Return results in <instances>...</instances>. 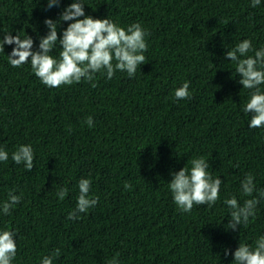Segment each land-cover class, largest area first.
Segmentation results:
<instances>
[{
  "label": "trees",
  "instance_id": "trees-1",
  "mask_svg": "<svg viewBox=\"0 0 264 264\" xmlns=\"http://www.w3.org/2000/svg\"><path fill=\"white\" fill-rule=\"evenodd\" d=\"M71 2L49 9L46 0H0V39L5 32L27 34L36 50L48 31L44 19L56 20ZM83 3L93 18L121 27L139 22L148 33L146 63L132 78L96 73L95 87L81 81L49 88L30 63L13 68L7 54L14 45H4L0 148L9 159L0 162V230L15 233L13 264H40L56 248L53 264H107L113 257L119 264H235L238 243L254 245L264 235V199L240 231L227 229L224 200L251 198L241 192L247 173L264 189V127H248L250 114L242 109L249 90L225 53L243 39L264 48V0L256 8L251 0ZM67 23L59 24L58 37ZM60 51L57 46L53 55ZM184 81L191 97L177 100L174 90ZM88 116L91 128L84 123ZM20 144L33 148L30 172L11 160ZM201 156L222 180L219 199L183 213L169 190L170 173ZM81 178L91 180L90 195L99 201L70 220ZM61 187L68 189L62 201L56 195ZM9 190L21 200L6 216L2 202Z\"/></svg>",
  "mask_w": 264,
  "mask_h": 264
},
{
  "label": "clouds",
  "instance_id": "clouds-1",
  "mask_svg": "<svg viewBox=\"0 0 264 264\" xmlns=\"http://www.w3.org/2000/svg\"><path fill=\"white\" fill-rule=\"evenodd\" d=\"M61 0H46L47 8L59 7ZM261 0H251L250 6H260ZM83 0H72L59 13L56 20L45 18L43 23L48 29L47 33L39 37V44L33 50L34 41L25 34L11 32L3 33L0 39V52H4V45H14L7 54L8 63L13 68H20L29 64L33 74L40 82L49 88L71 86L81 81H87L95 87V74L101 73L111 80L117 71L126 72L129 78L135 76L137 68L146 63L144 53L147 51V31L139 22L121 27L116 22L105 18H93L84 10ZM61 22H68L58 37V26ZM59 46L58 56L53 50ZM253 52L254 55H248ZM225 56L235 63V72L239 74V84L249 90V98L243 106V112L250 114L249 128L264 127V48L254 49L250 39H243L233 48L227 49ZM177 100L190 99L189 82L174 90ZM84 123L94 126L91 116L85 118ZM9 153L0 148V162H7ZM11 160L17 165L23 163L27 171L34 167V152L30 144H20L11 153ZM190 168L181 167L171 172L169 190L177 208L183 212H191L194 205H207L211 207L219 199L222 180L213 177L208 169L210 165L204 157H194L190 161ZM125 188L131 185L125 184ZM91 180L81 178L78 181V196L75 208L68 213L67 218L76 220L80 213L93 208L99 201L98 196L90 195ZM241 192L245 199L241 204L233 196L226 198L224 204L228 207L229 220L227 229L240 231L241 225L247 226L250 217H255L256 207L264 199V189H256L254 176L247 173L241 181ZM257 192L256 196L253 193ZM68 194V189L61 187L56 193L59 200ZM21 197L9 190L8 198L2 202V212L10 215L13 207L20 203ZM238 226H240L238 228ZM17 253L15 233L4 228L0 230V264H13ZM118 255V254H117ZM224 255L229 250L224 249ZM235 264H264V235H260L254 245L238 243L231 253ZM60 256V249L56 248L50 255H44L40 264H53L54 258ZM107 264H119L113 257Z\"/></svg>",
  "mask_w": 264,
  "mask_h": 264
}]
</instances>
